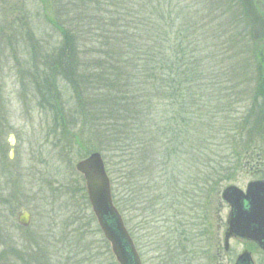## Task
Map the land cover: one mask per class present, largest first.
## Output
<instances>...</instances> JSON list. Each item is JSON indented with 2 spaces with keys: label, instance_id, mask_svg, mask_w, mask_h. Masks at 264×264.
Returning <instances> with one entry per match:
<instances>
[{
  "label": "trees",
  "instance_id": "trees-1",
  "mask_svg": "<svg viewBox=\"0 0 264 264\" xmlns=\"http://www.w3.org/2000/svg\"><path fill=\"white\" fill-rule=\"evenodd\" d=\"M40 2L45 21L62 41L50 51L47 40L37 41L36 48L32 27L23 42L35 51L30 60L37 62L39 73L32 70L29 81L39 92L42 109L54 111V129L71 131L75 145H85L82 159L93 152L103 155L121 214L128 207L135 213L142 200L147 209L158 202L151 198L156 181L149 177L159 168L168 177L160 180L167 193L179 190L178 181L168 174L189 169L183 158L188 156L195 176L189 186L182 185L174 204L180 195L193 196L187 193L193 187L204 197L201 224H209L210 231L213 193L227 183L223 175L238 168H223L220 154L229 152L238 161L237 149L246 146L241 142L243 132L258 131L250 117L251 124L239 128L238 120L221 108L223 94L233 87L224 85L240 75V66L248 64L243 68L246 74L254 70V79L264 81V0ZM60 55L62 65H49ZM65 82L77 109H64ZM257 90L261 97L256 96L255 105L260 109L264 87ZM78 122L88 125L84 133L88 140L73 127ZM221 130L235 134L222 133L226 139L239 140L227 147L217 144L219 135L214 133ZM80 192L88 205L84 188ZM0 206L10 212L13 208L7 202ZM181 228L176 225L175 235L170 231L169 244L176 236L183 240ZM207 231L201 236L210 238Z\"/></svg>",
  "mask_w": 264,
  "mask_h": 264
},
{
  "label": "rangeland",
  "instance_id": "rangeland-1",
  "mask_svg": "<svg viewBox=\"0 0 264 264\" xmlns=\"http://www.w3.org/2000/svg\"><path fill=\"white\" fill-rule=\"evenodd\" d=\"M45 15L40 0H0V204L13 205L11 212L0 206V264H47L45 257L50 258V264H118L89 202L85 204L80 192L84 188L87 195L85 181L76 172L77 163L86 155L85 145L84 148L75 145L71 131L63 133L62 128L54 129V111L42 109L39 92L29 81L32 70L39 73L35 67L37 62L30 60V54L35 51L23 42L29 28L33 27L36 48L37 41L41 44L47 40L46 51H50L62 41L61 34L45 21ZM48 16H51L50 10ZM37 53L44 54L41 50ZM54 62L62 65V55L49 65ZM247 65L240 66V75L233 78L234 82L224 85L225 88L233 86L234 91L229 92L232 88L225 91L221 109L224 115L238 120L239 128L252 122L258 131L243 132L241 142L246 146L237 149L238 161L229 152L220 154L223 168H238L225 173L223 178L227 183L213 193L216 198L212 205L213 218L209 221L211 230L207 231L209 224L207 227L201 224L203 195L195 193L193 187L187 191L193 196L185 199L180 195L174 204L173 199L179 196L182 185L186 182L189 186L195 176L190 168L191 158L184 156L189 169L168 174L178 181L179 190L167 193L160 180L168 177L159 168L152 172L153 178L149 177V181H156V192L151 198H158V202L147 209L148 203L142 200L145 204L136 207L135 213L128 207L122 214L142 264H234L246 250L252 251L255 264H264V252L249 241L231 240L228 253L224 250L230 210L227 205L221 206L222 191L230 185L245 190L250 182L264 180V106L258 109L255 105L256 96H260L258 86L264 87V81L254 79V70L249 69L246 74L243 68ZM65 85L64 109H77L68 83ZM84 122L73 127L88 140L90 137L85 135L88 125ZM224 126V122L220 123L222 129ZM222 133L235 135L222 130L215 132L219 135L217 144L232 145L236 138L226 139ZM10 135L15 136L14 147L8 142ZM12 150L13 159L10 158ZM161 183L162 189H158ZM164 197L166 200L161 201ZM23 210L32 216L28 231L17 225V217ZM177 224L182 225L183 240L176 236L169 244L170 231ZM205 230L210 238L201 236Z\"/></svg>",
  "mask_w": 264,
  "mask_h": 264
},
{
  "label": "water",
  "instance_id": "water-1",
  "mask_svg": "<svg viewBox=\"0 0 264 264\" xmlns=\"http://www.w3.org/2000/svg\"><path fill=\"white\" fill-rule=\"evenodd\" d=\"M15 143V137L10 135L9 144L13 147ZM11 154L10 158L13 159V150ZM76 169L84 177L93 213L118 264H142L123 219L114 206L111 182L101 154L90 155L79 162ZM222 198L232 208L225 237L226 248L229 239L237 237L255 242L264 251V181L250 183L245 192L235 186L228 187ZM244 203L248 209L244 208ZM18 222L28 227L30 215L27 212L21 213ZM237 264H253L251 255L242 254Z\"/></svg>",
  "mask_w": 264,
  "mask_h": 264
},
{
  "label": "flooded vegetation",
  "instance_id": "flooded-vegetation-1",
  "mask_svg": "<svg viewBox=\"0 0 264 264\" xmlns=\"http://www.w3.org/2000/svg\"><path fill=\"white\" fill-rule=\"evenodd\" d=\"M224 205H226L225 203H223L222 202V204H221V206H224ZM228 206V205H227ZM229 207V206H228ZM6 208V207H5ZM244 208L245 209H248V205L246 204V203H244ZM3 209V208H2ZM7 209V208H6ZM229 215H228V219H227V224H226V226L228 225V222H229V220H231V215H232V209L229 207ZM27 213L30 215V224H29V226L27 227V228H25V231H28L30 228H31V226H32V216H31V213H29L28 211H27ZM3 215V214H2ZM205 218L203 217V223L204 222H206V220H204ZM181 225V224H180ZM128 229V228H127ZM227 229V228H226ZM128 232H129V234H130V231H129V229H128ZM171 232L175 235L176 234V227L175 228H172L171 229ZM226 233H227V230H226ZM226 233H225V235H226ZM224 239H225V236H224ZM235 239H238V238H231L230 239V241L231 240H235ZM239 240H241V239H239ZM230 241H229V245H228V248H226V244H225V240H224V244H225V252L226 253H228V251L230 250ZM241 241H243V242H246V240H241ZM250 242V241H249ZM251 244H253V245H255L256 247H258L259 248V246L254 242H251ZM54 249V248H53ZM53 249H51V250H53ZM260 250H261V248H259ZM54 251V250H53ZM262 252H264L263 250H261ZM249 253L250 255H251V258H252V261H253V264H255V261H254V259H253V253H252V251L251 250H246V251H244L243 253ZM242 253V254H243ZM48 254H49V252H48ZM241 256V254L236 258V260H235V262H234V264H237V262H238V259H239V257ZM45 261H46V263L47 264H50V258L49 257H45Z\"/></svg>",
  "mask_w": 264,
  "mask_h": 264
}]
</instances>
